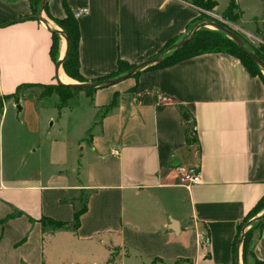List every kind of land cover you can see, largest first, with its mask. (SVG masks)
Instances as JSON below:
<instances>
[{
	"label": "crops",
	"instance_id": "0c3cea01",
	"mask_svg": "<svg viewBox=\"0 0 264 264\" xmlns=\"http://www.w3.org/2000/svg\"><path fill=\"white\" fill-rule=\"evenodd\" d=\"M65 2L88 7L77 18L88 80L114 71L118 59L146 61L181 39L199 11L187 0ZM46 3L42 17L60 29L50 17H64L63 0ZM33 16L30 0H0V264H99L113 247L151 263L231 261L237 227L264 193L259 77L231 54L203 53L80 91L75 107L31 99L25 110V99L5 95L56 83L52 33ZM64 44L60 35L58 59ZM57 71L78 82L62 65ZM180 107L194 122V142ZM189 166L200 182L185 187L178 177ZM78 195L87 209L73 229ZM42 218L69 226L52 230ZM252 249L264 261V222ZM235 256L241 264L240 243Z\"/></svg>",
	"mask_w": 264,
	"mask_h": 264
},
{
	"label": "trees",
	"instance_id": "16d2710c",
	"mask_svg": "<svg viewBox=\"0 0 264 264\" xmlns=\"http://www.w3.org/2000/svg\"><path fill=\"white\" fill-rule=\"evenodd\" d=\"M42 0H30L32 12L33 15L37 13V9L39 7V4ZM193 2H196V0H193ZM193 4V3H192ZM216 5V2L214 0H204L202 2L199 0L197 2V8L200 10H210ZM63 6L65 10V15L62 18H53L50 17L64 32V34L67 36L68 39V53L65 57V59L62 61V68L64 72L70 76L71 78L77 80L78 82H88V81H100L105 80L109 78L116 77L122 73H125L129 69H131L135 64L128 63L122 59L117 60V67L114 71L92 78L90 80L85 79L79 71V58H78V46H79V27H78V21L77 18L74 16L73 11L68 7L65 0H63ZM229 7H234L233 0H229L228 3ZM43 11L47 13V3L44 5ZM203 16H205L203 13H201ZM199 11L197 16L191 21L187 29L195 22H198L200 20H197L199 16ZM197 20V21H196ZM259 23L260 26L255 27V31L258 34V37L260 39V42L257 45V49H254L250 45L246 43L239 35L238 37L243 41L245 46L251 50L264 64V0H261V14L259 17ZM59 42H60V35L58 33H52V43L50 48V53L52 58L57 61L58 60V54H59ZM176 42V39H171L170 41L166 42V44L160 49V51L154 55H152L150 58L155 57L156 55L163 53L167 54L166 50ZM215 52H225L228 54H231L239 59L241 64L244 66L246 71L252 75V76H258L261 82L264 84V76L262 74V69L245 53L241 51V49L234 43L233 40H231L228 36L223 34L221 31L215 29H205L204 27L197 28L190 38L183 44V46L169 54L167 57H165L163 60L151 64L142 70L137 71L134 75L138 74L141 71L148 70V69H154L159 67H165L171 64H174L176 62H179L183 59L190 58L199 54L203 53H215ZM133 75V76H134ZM26 86H42L48 89V94L55 93L59 98V104L57 107L63 108V107H71V103L78 100L79 92L81 90L76 88H71L64 84H36V83H24L17 86L16 90L8 95H5V99L13 98L15 101H18V94L21 89H23ZM102 88V87H98ZM86 89L84 90L85 94H91L96 89ZM76 103V102H75ZM1 105V100H0ZM180 111L183 116L184 126H185V137L187 142H194L196 141V135L194 130V122L192 118L190 117L189 113L185 111L182 107H180ZM76 207L73 214V220H72V228L76 229L80 224V216L86 211L87 205L86 201L83 199L82 195H78L76 198ZM264 209V193L255 201L253 206L249 209V211L246 213L243 222L238 225L236 234L233 239V259L229 262L221 263V264H237L235 259V245L236 240L241 233V230L243 226L248 223L249 219L259 214ZM264 222V217H262L260 220L255 221L253 223H249L248 227L244 229V232L242 234V237L240 239V245H241V264H264V261L260 258L256 257L253 249H252V239L256 234L259 232V229L261 228L262 224ZM42 223H48L51 225L52 230L55 229H66L68 228V223H62V222H56L48 218H42ZM116 250L114 248H110V257L107 260V264H113L114 259V252Z\"/></svg>",
	"mask_w": 264,
	"mask_h": 264
},
{
	"label": "rangeland",
	"instance_id": "374dc122",
	"mask_svg": "<svg viewBox=\"0 0 264 264\" xmlns=\"http://www.w3.org/2000/svg\"><path fill=\"white\" fill-rule=\"evenodd\" d=\"M191 4L197 8V2H193V0H187ZM204 2V0H201ZM216 5L210 10H200L199 8V16L197 20H211L214 22H218L234 33L239 35L248 45L257 49V45L260 42L257 32L255 31L256 26H260L259 17L261 14V0H233L234 7H229V0H214ZM203 13L205 16H203ZM196 20V21H197ZM203 20V21H204ZM60 28V27H59ZM205 29L215 30L211 25L204 26ZM61 29V28H60ZM263 76L264 73L262 72ZM56 82V79H55ZM48 89L42 86H26L20 90L18 94V98L25 99V110L28 109V106L31 99L37 101V105L42 107L43 105H55L59 104V98L55 93L48 94ZM76 102V103H75ZM73 101L71 103V107H75L78 105V100ZM18 108H16V111ZM15 112V109L11 108L9 110ZM12 114L9 113L7 117V123L11 119ZM6 129V127H5ZM116 251L114 252L113 264H160L159 262L151 263L144 258L142 259L139 255L137 257L133 255H122L121 252L124 250H120L117 247H113ZM122 255V258H121ZM110 257V254L108 258ZM96 258V257H95ZM98 259L99 264H107V260ZM166 264H174L167 262ZM175 264H182V262H177ZM192 264V263H186Z\"/></svg>",
	"mask_w": 264,
	"mask_h": 264
},
{
	"label": "water",
	"instance_id": "95a60500",
	"mask_svg": "<svg viewBox=\"0 0 264 264\" xmlns=\"http://www.w3.org/2000/svg\"><path fill=\"white\" fill-rule=\"evenodd\" d=\"M47 0H42L41 3L39 4V7L37 9V13L33 16V18L41 21L50 31L51 33H58L59 35H61L64 40H65V51L62 57H60L57 62H56V70H55V79H56V83L57 84H64L67 85L71 88H76L79 89L81 91H84L86 89H95L98 87H106V86H110L113 84H116L126 78H129L131 76H133L137 71L142 70L143 68L157 63L161 60H163L165 57H167L169 54L179 50L183 44L190 38V36L192 35V33L199 27H204L207 25H211L213 28L221 31L223 34H225L226 36H228L231 40L234 41V43L241 49V51L243 53H245L246 55H248L264 72V64L263 62L251 51L249 50L245 44L243 43V41L238 37V35L236 33H234L232 30H230L229 28H227L226 26L218 23V22H214L211 21L209 19L207 20H200L198 22L193 23L186 31V33L183 35V37L181 39H179L178 41H176L175 43H173L167 50V54H163L160 53L158 55H156L155 57L149 58L146 61L136 64L135 66H133L131 69H129L128 71H126L125 73H122L116 77L113 78H109V79H105V80H100V81H88V82H76V83H63L58 75V67L62 65V61L65 59L67 53H68V39L67 36L64 34V32L61 29H56V28H51L48 21L42 17V11L44 8V5L46 4ZM18 109H20V106H17ZM262 217H264V209L263 211H261L259 214H257L256 216L252 217L251 219H249L248 223H246L244 225L243 228L248 227L249 223H253L255 221L260 220ZM244 232V229L241 230V233L239 234L237 240H236V245L239 244L240 239L242 237V234ZM236 259V256H235Z\"/></svg>",
	"mask_w": 264,
	"mask_h": 264
},
{
	"label": "built area",
	"instance_id": "2783aa9c",
	"mask_svg": "<svg viewBox=\"0 0 264 264\" xmlns=\"http://www.w3.org/2000/svg\"><path fill=\"white\" fill-rule=\"evenodd\" d=\"M88 12L87 6L78 7L73 10L74 16L76 18L80 17L83 14H86ZM117 150H112L113 154H117ZM178 180L181 185L185 187H189L191 185L197 184L200 182V173L199 169L196 166H189L183 169V172L178 177ZM199 242L201 244V250L203 253H206L207 251V245L209 242L208 235L206 233H201L199 235Z\"/></svg>",
	"mask_w": 264,
	"mask_h": 264
},
{
	"label": "bare ground",
	"instance_id": "6f19581e",
	"mask_svg": "<svg viewBox=\"0 0 264 264\" xmlns=\"http://www.w3.org/2000/svg\"><path fill=\"white\" fill-rule=\"evenodd\" d=\"M64 46H65V44H64ZM62 53H63V51H62ZM264 73V72H263ZM60 80L62 81V82H64V83H71L72 81L70 80V79H68L66 76H64V75H61L60 74Z\"/></svg>",
	"mask_w": 264,
	"mask_h": 264
}]
</instances>
